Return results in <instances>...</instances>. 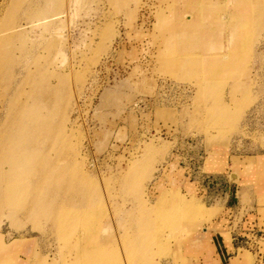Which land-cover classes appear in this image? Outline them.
<instances>
[{
    "label": "rangeland",
    "instance_id": "obj_1",
    "mask_svg": "<svg viewBox=\"0 0 264 264\" xmlns=\"http://www.w3.org/2000/svg\"><path fill=\"white\" fill-rule=\"evenodd\" d=\"M34 1L0 0V33L25 24ZM189 1L224 9L232 2L64 0L65 12L50 32L28 28L23 38L0 44V120L11 106L31 101L46 78L56 102L53 136L43 138L58 141L45 154L67 174L69 194L90 188L96 200L87 230L81 224L62 232L52 218L1 214L0 264L71 263L73 233L84 230L88 245L107 249L116 264H222L213 240L201 237L206 245L200 247L191 242L213 231L226 206L238 205V178L254 183L249 195L239 193L243 211L230 223L234 232L221 231L234 243V255L248 254L242 264H264V185L255 182L264 177V11L239 45L229 40L230 27L217 31L216 13L182 39V21H199ZM221 13L230 19L229 10ZM221 44L228 46L225 73L212 79L213 90L202 91L198 62L224 52ZM184 53L191 56L187 67L171 58ZM214 151L224 167L210 174L220 169L214 155L206 166ZM187 178L201 181L213 198L201 196ZM173 195L175 202L160 205ZM184 200L190 211L183 210ZM142 221L145 244L135 249V261L127 242L138 239L127 236L140 233Z\"/></svg>",
    "mask_w": 264,
    "mask_h": 264
},
{
    "label": "bare ground",
    "instance_id": "obj_2",
    "mask_svg": "<svg viewBox=\"0 0 264 264\" xmlns=\"http://www.w3.org/2000/svg\"><path fill=\"white\" fill-rule=\"evenodd\" d=\"M260 1L232 0L226 9L222 7L214 8L210 4L204 3L196 5V3L189 1L190 11H195V15L199 17V21H196L197 18L182 21V28L178 36L175 35V37L183 39L190 35H195L193 32L200 27L197 25L198 22L201 23L202 20L210 19V15L216 13L214 24L216 23L217 31L222 35L223 29L227 26L230 27L229 40L239 45L246 41L252 22L261 14V10L264 11V7L260 4ZM63 2L64 0L34 1L27 11L28 21L25 24L20 23L16 25L7 30V32L0 33V44L11 41L16 36L23 38L28 28L36 29L44 27L45 30L43 32H50L49 29H52L54 23L60 20L62 13L65 12L61 11ZM230 5L233 6L232 9ZM222 10H229V14H231L230 19H226L222 15ZM210 22L212 23L211 19ZM185 45L188 46L187 44ZM227 47L221 44L220 48H224V52L208 53L207 55H203L202 60L198 62L197 69L200 70L199 77L201 78L200 90H213L217 83L215 84L212 79L221 78L224 75ZM173 57L171 56L172 59L184 67L189 66V62L191 61V56L189 57L186 53L180 54L178 58ZM207 62L210 64L205 66ZM206 67L212 68L211 73L207 75L203 74V69ZM43 79L37 82L31 96V101L27 100L20 106H11L4 115L5 119L0 120V215L6 214L8 217L16 218L21 214H25L38 220L52 218L57 222L58 228L62 232L66 227L75 228L74 230H76L81 224L87 230L90 228L95 214L94 206L96 200L94 199V192L89 190L90 188L77 187L75 189L81 190V193H75L74 191L69 194L68 192L71 188L65 185L68 180L67 174L65 171L58 173L57 170L60 168V165L48 157L45 154L46 151H44L46 147H48V150L55 148V142L58 140L54 139L56 135L50 140L43 138L44 136L49 137L51 132H53L51 128V112L56 102L52 94L55 91L53 90L54 85L46 83V78L44 81ZM217 114L219 116L228 115L224 112ZM61 140L63 141V139ZM66 141L63 142V145H65ZM47 142L49 143L47 144ZM176 198H178L176 195L172 197L167 196L162 199L160 205H164L168 200ZM175 201L171 200L172 203ZM186 203L184 200V211L190 208V204ZM158 214L160 216V210ZM145 223V221L139 222V225L142 227L140 233L134 236H127L138 239H132L127 242L130 257H133L135 261L136 258L139 259V256L134 252L135 249L140 250L145 244V241L141 240V235L144 237ZM187 226V229L193 228V224L189 223ZM86 230L73 233V235L75 234V257L71 263L65 264H81L82 260H85L86 264H116L111 259V255L107 249L94 242L88 245V241L86 240L89 233ZM140 261L137 260V262Z\"/></svg>",
    "mask_w": 264,
    "mask_h": 264
},
{
    "label": "crops",
    "instance_id": "obj_3",
    "mask_svg": "<svg viewBox=\"0 0 264 264\" xmlns=\"http://www.w3.org/2000/svg\"><path fill=\"white\" fill-rule=\"evenodd\" d=\"M216 153L217 152L214 151L212 154H210L209 156L206 157V160H205L206 166H207V160H208V158L210 156H213V155L216 158V155H215ZM216 160H217V162L220 165V169H216V170L209 169L210 171L208 173H210V174H212V173H218V172H221L220 170L223 169V167H224L223 166L224 165V161L222 159H220L219 156L216 158ZM262 174L264 175V169L262 170ZM187 180L188 181H186V184H187V182H189L190 184H194V187H196V190L198 191V193L201 194V196H205V197H208L209 196L210 198H213L214 195L211 192H209L204 185H201V183H200L201 181L192 180L191 178H187ZM238 181H239L238 182V189H237L236 196H235V197L238 198V201H237L238 202V205L229 206V207L226 206V208L224 209L223 215L220 217L219 220L216 221V224L213 227V231H206L204 234L198 235L191 242V243H194V244H196L197 246L200 247V246L206 245L205 243L200 242L201 237L206 236L207 244H208V242L210 240H213V242H214L213 245H214V247L217 250V253L219 255V258H220V261H221L222 264H224L225 262H226V264H231V263L232 264L233 263L234 264H242L243 261H245V259H247V257H248V254H244V253H243V257L242 258L239 257V253H237L236 255H234V253L236 252V247H235L234 243L232 245L229 244L228 243L229 241L228 242L226 241V237L224 236L223 231H221V230H224V229H229L228 232H230V233H232V231L234 232L233 229H230L232 227V226H230V223L231 222H234L235 219L238 218V216L240 215V213L243 211V210H241L242 208L239 206V204H240L239 193H242V195L243 194H248L249 195V193L246 192L247 190L249 191L248 185H250V183H252V184L254 183L253 179H251V178L250 179H241V178H238ZM255 182H256V184L258 183V185H264V177L262 178V180H259L258 182L255 181ZM239 185H241L242 187L240 188ZM261 189H264V187L261 188ZM226 197H227L226 200H228L229 195L227 194ZM260 199L264 200V195H260ZM210 207H215V205L210 206ZM245 213L246 212L244 211V215L243 216H245ZM250 216H251V214H249V219H251ZM246 222L247 221H245L244 224ZM237 234H239V233H237ZM235 238H237V237H232V241ZM241 248L242 247H238L239 250ZM227 258L230 261L229 263H227Z\"/></svg>",
    "mask_w": 264,
    "mask_h": 264
},
{
    "label": "water",
    "instance_id": "obj_4",
    "mask_svg": "<svg viewBox=\"0 0 264 264\" xmlns=\"http://www.w3.org/2000/svg\"><path fill=\"white\" fill-rule=\"evenodd\" d=\"M232 178H236V175L235 174H232Z\"/></svg>",
    "mask_w": 264,
    "mask_h": 264
},
{
    "label": "trees",
    "instance_id": "obj_5",
    "mask_svg": "<svg viewBox=\"0 0 264 264\" xmlns=\"http://www.w3.org/2000/svg\"><path fill=\"white\" fill-rule=\"evenodd\" d=\"M231 199H232V200H234V197H233V198H231ZM231 199H230V200H231Z\"/></svg>",
    "mask_w": 264,
    "mask_h": 264
}]
</instances>
